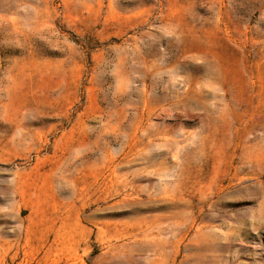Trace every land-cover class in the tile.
<instances>
[{
    "label": "rangeland",
    "instance_id": "374dc122",
    "mask_svg": "<svg viewBox=\"0 0 264 264\" xmlns=\"http://www.w3.org/2000/svg\"><path fill=\"white\" fill-rule=\"evenodd\" d=\"M0 264H264V0H0Z\"/></svg>",
    "mask_w": 264,
    "mask_h": 264
}]
</instances>
